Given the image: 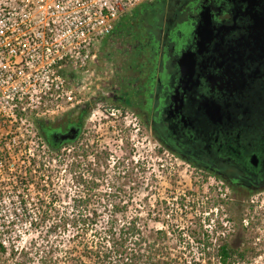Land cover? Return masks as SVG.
I'll use <instances>...</instances> for the list:
<instances>
[{
    "label": "flooded vegetation",
    "instance_id": "1",
    "mask_svg": "<svg viewBox=\"0 0 264 264\" xmlns=\"http://www.w3.org/2000/svg\"><path fill=\"white\" fill-rule=\"evenodd\" d=\"M121 33L106 54L115 66L107 99L136 117L159 153L228 196L234 225L217 246L220 263L225 244L228 264L257 255L263 244L245 232L262 222L250 213L264 211V0H155L109 39ZM43 131L49 148L65 143L53 135L63 127Z\"/></svg>",
    "mask_w": 264,
    "mask_h": 264
},
{
    "label": "built area",
    "instance_id": "2",
    "mask_svg": "<svg viewBox=\"0 0 264 264\" xmlns=\"http://www.w3.org/2000/svg\"><path fill=\"white\" fill-rule=\"evenodd\" d=\"M154 1L0 0V201L8 193L1 185L23 199L29 184L46 178L44 170L53 152L36 122L64 115L81 104V93L67 74L85 89L101 44L121 20ZM117 113L123 117L130 112L118 109ZM133 129L137 136V123ZM207 181L212 182L219 206L227 205L221 186L213 179ZM20 205L19 212L35 214L32 202L22 200ZM219 212L217 207L215 221ZM224 219L211 232L215 247L229 237L234 225L229 216ZM204 229L208 230L206 225Z\"/></svg>",
    "mask_w": 264,
    "mask_h": 264
},
{
    "label": "rangeland",
    "instance_id": "3",
    "mask_svg": "<svg viewBox=\"0 0 264 264\" xmlns=\"http://www.w3.org/2000/svg\"><path fill=\"white\" fill-rule=\"evenodd\" d=\"M147 23L152 24V20L148 19ZM118 35L117 38L108 39L107 43L111 44L115 40L117 42L124 34ZM103 43L98 50L97 61L90 67V76L84 83L85 89H79L75 78L71 77L70 73L67 74L71 84L81 93L82 102L75 109L77 111L74 116H77L88 104L89 115L85 120L83 130L84 141L77 147L80 149L84 144L91 150L93 148L98 152L107 151L110 154L109 169L104 173L103 186L96 190L95 194L107 196L115 194L121 199L124 198L129 201L128 214H139L143 221L146 220L147 214H152L151 221H148L149 227L168 231V246L171 254L181 258L184 264L200 263L203 252L200 251L198 243L192 241V232L205 225L208 230L216 232L217 223H225L227 219H224V216L233 215L232 210L228 207V203L219 206L211 181L199 179L191 167L182 165L178 161L175 162L173 157H167V155L161 154L162 152L159 153V145L150 137L148 131L138 120L134 121L135 117L130 113L120 117L117 113L119 107L107 99L110 88L115 86V82L112 80L115 66L107 59L106 54L109 53V50L103 47ZM111 113H115V116H110ZM125 117L127 119H124ZM63 118L64 115L44 117L43 121L56 125ZM135 123L140 128L137 136L133 129ZM53 135L60 140L59 131H54ZM78 148L65 146L59 153L48 156L46 178L33 185L29 184L30 186L23 192V199L17 198L15 193L10 194V187L1 185L8 192L0 201V232H2L4 240L9 238L11 241H15V246L23 247L35 237V234L28 230L26 222L22 218V212L18 211L22 200L32 202V210L38 213L39 210L47 208V205H42L41 200H49L53 194H59L64 201L55 203L50 208L58 211H72L73 202L70 199L77 195H83L84 190L73 184L74 174H71L66 166L59 167V159L68 160L69 156L73 155ZM169 158H172L173 164ZM89 159L91 162L95 161L93 155H90ZM165 160L168 161V164ZM118 162L127 168L128 166L135 167L133 174H128L127 171L120 173L114 169V165ZM36 183H42L43 187L41 185L38 188ZM50 183L51 185L45 188ZM125 183L127 184L124 185ZM65 197L70 199L65 200ZM39 199L40 202H38ZM119 201L117 200V202ZM34 204L36 205L34 206ZM217 207L220 209L219 218H223V220L217 218L215 221ZM95 208L106 212L113 209L107 201L102 205H96ZM249 216L254 219L262 218V222L257 228L252 224L253 230L245 232V235L248 238L258 237L263 246L258 248L261 251L257 255L249 254L245 261L235 264H264V211L263 213L252 211ZM9 223L12 228L7 235L3 233L2 229L3 226L8 228ZM178 232L184 233L181 241L177 238ZM228 241L227 237L220 242L227 243ZM210 253L214 257L215 264H221L217 256V247Z\"/></svg>",
    "mask_w": 264,
    "mask_h": 264
},
{
    "label": "trees",
    "instance_id": "4",
    "mask_svg": "<svg viewBox=\"0 0 264 264\" xmlns=\"http://www.w3.org/2000/svg\"><path fill=\"white\" fill-rule=\"evenodd\" d=\"M126 19L127 17L121 21L124 23ZM76 111L64 114V118L56 125L43 120L36 122L47 143L49 142L43 127L64 128L65 132H60V142L65 143L57 148L50 145L53 153H59L65 146L76 149L84 141L83 130L89 112L82 111L74 116ZM90 155L95 158L94 162L89 161ZM109 158L107 151L91 150L84 144L68 160L60 158L59 167L66 166L74 174L73 184L81 187L84 194L73 199L65 197V200L70 199L73 202L72 211L50 208L55 203L64 201L59 194H53L51 199L41 200L42 205H47L45 210L35 214L23 212L22 218L35 237L25 246L18 247L14 240H4L0 232V264H184L181 258L170 252L168 231L149 227L148 221H151L152 214H147L143 221L139 214H128L129 201L124 198L121 199L115 194H95L103 186L104 173L109 169ZM114 169L120 173L127 171L128 174H133L135 167L127 168L118 162ZM46 171L47 169L44 174ZM41 185L43 187V184L38 183L39 187ZM50 185L51 183L45 188ZM105 201L113 207L110 212L95 208ZM7 226L8 228L3 226L2 230L8 235L12 228L11 223ZM163 226L166 227L165 224ZM211 232L213 230H205L202 226L192 232V241L198 243L200 251L203 252L202 261L197 264H215L210 253L215 249ZM183 236V232H178L177 238L180 241ZM232 254L228 244L220 247L223 264L232 260Z\"/></svg>",
    "mask_w": 264,
    "mask_h": 264
},
{
    "label": "crops",
    "instance_id": "5",
    "mask_svg": "<svg viewBox=\"0 0 264 264\" xmlns=\"http://www.w3.org/2000/svg\"><path fill=\"white\" fill-rule=\"evenodd\" d=\"M108 39H109V38H108ZM108 39H106V40L104 41V43H103V45H104L103 47H104V48H110V46L113 44V43H111V44L107 43V40H108ZM108 44H109V45H108ZM104 48H103V49H104Z\"/></svg>",
    "mask_w": 264,
    "mask_h": 264
}]
</instances>
